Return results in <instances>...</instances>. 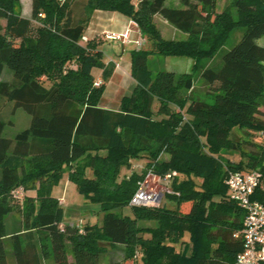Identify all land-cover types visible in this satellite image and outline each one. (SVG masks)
<instances>
[{
	"label": "trees",
	"instance_id": "16d2710c",
	"mask_svg": "<svg viewBox=\"0 0 264 264\" xmlns=\"http://www.w3.org/2000/svg\"><path fill=\"white\" fill-rule=\"evenodd\" d=\"M133 1L31 0L24 18L15 12L20 0H0V72L13 73L12 83L0 82V96L30 116L13 140L1 137L0 121V264H69L67 244L74 264H100L108 245H122L125 260L138 254L135 264H235L244 212L228 199V171H257L252 199L264 203V143L231 138L235 129L264 137V45L257 43L264 38V0H234L236 19L216 14V0H178L183 9L165 7L166 0ZM95 11L128 18L150 47L130 51L135 86L117 110L99 107L114 65L104 63L100 41L83 39ZM154 15L186 38L163 39ZM236 30L240 39L225 48ZM219 51L220 64L201 66ZM152 56L193 64L189 73L153 74ZM94 69L102 70L99 85ZM196 72L210 102L191 96ZM223 151L242 158L230 162ZM161 154L168 159L159 162ZM141 157L163 179L175 173L166 183L168 205L130 206L147 171L119 176ZM64 176L101 214L100 223L80 227L83 233L57 227L64 210L52 189ZM17 188L26 193L23 230L7 236ZM126 207L130 216L120 213Z\"/></svg>",
	"mask_w": 264,
	"mask_h": 264
},
{
	"label": "rangeland",
	"instance_id": "374dc122",
	"mask_svg": "<svg viewBox=\"0 0 264 264\" xmlns=\"http://www.w3.org/2000/svg\"><path fill=\"white\" fill-rule=\"evenodd\" d=\"M134 4L137 2L134 0ZM29 1L27 0H22V2H19V4L16 6L15 12L19 13L20 16L21 14L24 16L29 15ZM165 7L169 8H176V9H183L182 5L179 3L178 0H166L164 3ZM223 12L230 13L233 19H236V10L234 8V0H216V9L215 13L216 14H221ZM153 22L157 29L159 30L161 36L165 40H184L186 38V35L182 33L181 31L177 30L174 28L171 24H169L166 20H164L161 16L159 15H154L152 17ZM5 25V20L0 19V28L2 29ZM241 30H236L234 31L229 38L227 39L226 44L224 45L225 48H230L231 46L235 45L238 40L241 37ZM98 41L101 42L100 49L103 53V61L108 60V58L115 59L116 55L121 52V46L120 43L118 44L117 42L113 41H106L105 39L103 40L102 38H99ZM258 44L264 45V38H261L257 41ZM136 46H127L126 49L128 50H134ZM140 48H150L147 45V42L144 40V43ZM137 48V49H140ZM128 55V54H127ZM221 56L222 52H218L211 60H202L200 62L202 67L206 66H213L216 64H220L221 62ZM128 57V56H127ZM147 66L149 70L155 74L157 71L164 70L168 72H172L175 75H180L183 73H189L193 64V61L188 58H183V57H161V56H152L147 60ZM120 69L125 70L122 64H119ZM13 81V73L11 70H9L7 67H3L2 71L0 72V82H6V83H12ZM109 82V81H108ZM107 82V83H108ZM95 83H101V79H96L95 78ZM123 86H116L117 82L111 81L108 83V89L105 92V94L102 97V104H116V102L119 100V98L122 96L123 93H125L128 88H129V83H130V77L127 74H124V77L122 79ZM43 84L45 85L46 88L50 86L49 82L44 81ZM191 96L194 99L197 100H203L206 102H210V100L206 97H204V89H203V83L202 81L198 78L197 72L194 73V89L191 92ZM158 108V104L156 102L153 103L152 109L154 112H156ZM262 111H264V108H262ZM155 118H161V117H156ZM0 121L3 123V131L1 133V137L5 139H10L13 140L17 134L20 132L26 130L29 126L30 122V116L21 108H16L14 106V103L11 101H8L7 99L3 98L0 96ZM231 138L233 140H239V141H244L245 139H251L253 142L257 144H262L264 143V137L260 135V133H248L245 130L241 129H235L232 134ZM245 146V145H243ZM246 151H248V147H246ZM251 148H249L250 150ZM223 157L225 159H228L230 162H238L242 157H240L239 153H233V152H228V151H223L222 152ZM168 156L165 154H161L159 157V162L163 160H167ZM146 162L147 159L145 157H141L136 160H132L130 164V169H122L120 172L121 177H127L130 175L132 172H136L138 174L145 173V178L143 181L144 188L147 190L151 191H159L165 188L166 182L163 180L162 177H159L156 174H153L150 170H146ZM224 171H227V167L224 166ZM167 175V174H166ZM64 177L62 178V180ZM226 179V178H225ZM262 183V182H261ZM61 185V181L55 186L52 191L57 192L58 188ZM168 185V184H167ZM74 187V192H69L67 191L66 193V202L61 198L57 199L60 201L62 205H66L64 207V211L70 212L73 211V209L77 206L82 207L80 208L79 211L81 212L82 215H80L82 218H86L89 214L94 216L95 223H100L101 221V214L98 213V206L94 204L87 203L83 200V198L76 192L75 186L72 184ZM28 194V192H27ZM30 194V193H29ZM28 194V195H29ZM26 193H24L23 197L20 199H14L12 201L14 205V212L10 215H8L5 219V230L6 232H10L12 230L20 229L23 230L21 220L23 217V203H24V196ZM167 202L166 198L163 199L162 204H165ZM161 204V206H162ZM69 205V206H68ZM168 205V202L166 203ZM86 206V207H85ZM90 208L92 211L89 212L88 208ZM118 211L117 213H119ZM123 215H131L130 208L126 207L123 208L120 212ZM72 218H79V216L74 213L72 215ZM70 222V221H69ZM65 224V223H63ZM68 224V223H67ZM72 225L75 223H71ZM69 224V225H71ZM138 225L141 227H155L157 224L155 222H150V221H139ZM83 226V225H81ZM23 236V235H22ZM103 245H107L106 242H102ZM119 246V245H118ZM109 252L107 254H103L100 256L99 263L100 264H109L110 257L111 258H116L119 254V250L116 248L114 250H108ZM67 254L71 255L70 251V246L67 244ZM136 256V255H135ZM135 256L131 260H127L126 264H135ZM50 264V262H48Z\"/></svg>",
	"mask_w": 264,
	"mask_h": 264
},
{
	"label": "built area",
	"instance_id": "2783aa9c",
	"mask_svg": "<svg viewBox=\"0 0 264 264\" xmlns=\"http://www.w3.org/2000/svg\"><path fill=\"white\" fill-rule=\"evenodd\" d=\"M64 1V0H59ZM43 17V15H40ZM137 33L138 38L132 39V34ZM84 39V38H83ZM104 39L113 41L122 45L133 43L140 48L144 43L137 25L130 22V26L120 32H105ZM115 64V67H118ZM100 83H95L99 85ZM175 173L167 174L164 181L168 183ZM260 184V174L257 171L253 172H236L228 171L225 185L227 187L228 199L237 204L244 212L242 229L235 234L236 239H240L242 248L236 256L235 264H264V203L253 200L255 190ZM167 192V187L159 191H149L144 188L143 182L130 200V206L156 208L161 206L164 194ZM14 199H20L24 195L22 188H17L12 191ZM79 229V233H83L78 225H69ZM58 229L64 231V224L61 223ZM138 255V254H137ZM136 255V256H137Z\"/></svg>",
	"mask_w": 264,
	"mask_h": 264
},
{
	"label": "crops",
	"instance_id": "0c3cea01",
	"mask_svg": "<svg viewBox=\"0 0 264 264\" xmlns=\"http://www.w3.org/2000/svg\"><path fill=\"white\" fill-rule=\"evenodd\" d=\"M29 1V15L28 16H24L21 14V17H24V18H29L30 17V12H31V0H27ZM20 2H22V0H20ZM130 20L118 13H111V12H102V11H95L92 15H91V18L87 24V28L85 30V34H84V40H96L98 41L99 38H102L104 40V33L105 32H120V31H123L125 30L127 27L130 26ZM138 38V34L137 33H133L132 34V39H137ZM119 44V43H118ZM135 46L133 43H130V44H125V45H122L120 44L121 46V52L117 55L115 54L116 58L115 59H111V58H108V60H105V64L107 63H112L114 65V68H113V71H112V74H111V77L110 79L108 80L110 83L111 81H115L117 82L116 86L120 85V86H123V83H122V79L124 77V74H127L129 77H130V83H129V88L128 90L122 94V96L119 98V100L116 102V104H102L101 101H102V97L103 95L105 94V92L107 91L108 89V83L106 84V87H105V90H104V93L99 101V107L101 108H104V109H110V110H117L119 109V106H120V101L123 97L125 96H128L131 91L133 90L134 86H135V82L133 81V79L131 78L130 76V69H131V64H130V51L132 50H128L126 49L127 46ZM138 47H135V49H137ZM128 54V55H127ZM128 56V57H127ZM115 64H122L123 67L125 68V70H121L120 67H115ZM93 73V76L96 78V79H101V74H102V70L100 69H94L92 71ZM76 190V188H75ZM67 191L69 192H74V187L72 186V183H70L67 179L66 176H64V179L61 180V185L60 187L58 188V191L55 193L52 191V196L55 198V199H63L64 201L66 200V193ZM77 192V191H76ZM66 202V201H65ZM60 205L62 206L63 210H64V207L66 205H62L60 203ZM69 206V205H68ZM80 206V205H79ZM75 207L73 209V211H70V212H66L64 211V219H63V223L67 224H71V223H75L74 225H78L79 227H83L85 225H92L95 223V221L93 222V220H95L94 216L92 215H88L86 218H82L80 215L81 212L79 211V209L83 207ZM86 207V206H85ZM88 208V207H87ZM89 212L92 211L90 208H88ZM76 213L79 218H75L73 219L72 218V215ZM70 221V222H69ZM83 225V226H81ZM22 230L18 229H15V230H12L10 232H6L5 230V233L7 236H10L12 233H16V232H21ZM23 233V232H22ZM117 249L119 250V254L116 258H111L110 257V262L109 264H126L127 260H125V251H124V247L122 245H114V246H107L106 248V252L104 254H107L109 251L108 250H114V249ZM103 255V254H102ZM9 257H10V254H9ZM67 260H68V263L69 264H74L73 263V258H72V255H67ZM100 260V259H99Z\"/></svg>",
	"mask_w": 264,
	"mask_h": 264
}]
</instances>
